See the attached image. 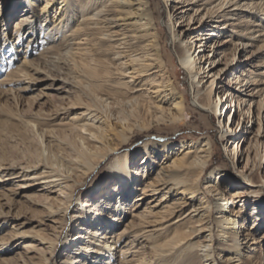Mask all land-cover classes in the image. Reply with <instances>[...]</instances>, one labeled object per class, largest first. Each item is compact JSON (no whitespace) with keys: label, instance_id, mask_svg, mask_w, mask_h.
<instances>
[{"label":"bare ground","instance_id":"6f19581e","mask_svg":"<svg viewBox=\"0 0 264 264\" xmlns=\"http://www.w3.org/2000/svg\"><path fill=\"white\" fill-rule=\"evenodd\" d=\"M162 1L168 6L167 23L177 60L191 79L195 106L222 114L219 102L225 95L228 94L231 106L236 102L238 118L234 126L223 121V127L227 128L221 138L232 161L239 162L245 154L241 172L248 184L229 182L225 188L221 181L226 173L218 168L209 170V180L201 183L213 149L209 137L182 141L175 146L177 152L168 142L158 145L146 141L139 165H133L128 152L114 156L107 163L106 175L114 182L103 193L105 197L99 196L102 204L91 202L90 198L79 199L74 225L82 217H90V221L79 223V232L72 234L73 237L66 235L65 245L72 244L70 251L74 247L77 250L66 254L61 263L114 264V257L123 264H197L194 258L202 260L201 264H215L217 249L219 255L228 252L220 255L222 264H264L261 260L256 262V255L243 253L246 247L256 250L261 242L249 229L259 224L258 217L264 209L255 195L263 186L254 181L251 173L254 159L249 155L255 147L253 157H258L260 165L262 155L258 152L263 144L256 137H248L250 130L245 127L257 122V135L264 120V0ZM28 4L31 7L23 5L25 12L12 19L11 29L7 27L15 37L11 41L0 37V67L2 64L6 67L0 76V94L7 92L2 87L5 84L30 78L26 69L29 68L38 80L60 81L57 90L63 94L60 103L39 119L50 122L69 109H80L68 113V120L55 126L51 122L42 126V121L19 119L33 128L37 145L34 161L24 166L12 164L6 167V172L0 166V181L20 177L25 182H19L17 188L39 185L37 191H43L39 200L34 199L35 194L22 196L36 205L42 203L47 216L56 222L58 213L67 208L65 204L74 187L109 153L127 142L134 131L181 123L186 98L174 83L169 68L171 59L163 54L151 0H44L37 10L30 0ZM174 11L180 13L179 17H175ZM36 20L45 26L43 36L49 42L41 41L43 47L38 55L46 66L44 69L35 67L34 63L38 62L30 58L42 31L41 25L40 30L34 26ZM59 30H64L66 35L61 42L54 43ZM209 48L214 55L208 52ZM197 50L202 53L194 54ZM18 51L23 55L21 62L15 63L12 59ZM241 51L245 53L242 58ZM255 56L260 59L252 63V69L241 67L234 74L232 82L240 85L235 94L224 88L215 91V78L222 70L238 68L240 62L247 63ZM205 63L210 70L204 69ZM50 71L60 75L54 76ZM204 76L208 78L204 80ZM28 86L19 89L26 91ZM242 95L250 97L246 99ZM67 97H71L69 104L64 102ZM230 117L231 114L228 120ZM236 132L239 134L233 137L231 134ZM244 143L246 151H242ZM132 186L140 192L134 194L130 204L126 200ZM156 194L160 196L153 202ZM147 195L151 198L142 205L140 201ZM248 200H252L250 205L254 210L247 214L253 216L249 227L245 213ZM6 202L15 201L7 198ZM124 212L130 217L123 221V227L110 229L126 217L122 215ZM215 227L217 237H214ZM12 234L24 238L15 254L21 258L27 256L33 264H52L55 239L40 223ZM6 244L0 246L2 251ZM0 261L6 263L5 257Z\"/></svg>","mask_w":264,"mask_h":264},{"label":"rangeland","instance_id":"374dc122","mask_svg":"<svg viewBox=\"0 0 264 264\" xmlns=\"http://www.w3.org/2000/svg\"><path fill=\"white\" fill-rule=\"evenodd\" d=\"M32 3L36 4V6L32 5L33 8L36 10L38 9V6H41L44 2V0H30ZM171 4H175L174 2H169ZM28 7H31V4H28V0H0V14L2 17L0 18V37H5L8 41H11L15 36H13V32H10L7 30L8 28L11 29V24L13 22L12 19L16 18L19 14L25 12L23 5ZM179 4V3H178ZM151 6L153 8V14L156 21V24L158 26V29L161 34V44H162V51L165 55V58L171 59V64L169 65L170 71L174 75V83L177 85L178 90L183 91L185 93V104H186V112L184 120L181 123H174L172 125H160L152 128L150 131H134V133L131 135V137L122 144L116 151L109 153L99 164L96 166V168L91 171L86 177L82 179V181L76 185L72 191V196L69 197V201L65 204L67 207L65 210H62L58 213L57 218L58 221L54 222L52 221V218L47 216L46 210L43 209V205L41 204H34L32 202H29L25 200V198L22 196V194H35L34 199L39 200L40 194L43 193V191H37L38 186H35L34 188H17L19 185V182H25L23 180H20V177H15L12 179L2 180L0 181V246L4 243L6 244V247L3 248V251L0 249V258L5 257L6 263L0 264H33V262L30 261V258L25 256L24 258L19 257L18 254H15L20 247V241L24 240V238H21L20 236L14 237L15 234H12L13 232L16 233V231L21 232L24 229H29V227L39 224L43 228H46V231L48 234H50L51 237H53L54 240V248H53V256H52V264H64L61 263L64 259V256L66 254H69L72 252V249L70 251V248H73L70 244L68 246L65 245L64 239L66 235L74 234L77 230L79 232V223H89L88 218H80L76 220L73 216L76 213V210L79 205V199H91L92 201H97L99 204H102L103 201L101 199L105 197L103 194L104 192H107V190L110 189V185L114 182L112 177H108L106 175V167L107 163L110 161L111 158H113L116 155H120L122 153L128 152L129 156L132 159V163L134 166L139 165L141 162L140 158L142 157L144 153V143L147 142H155L158 145L161 142H168L169 146L172 148H176L175 146H178V144L182 141L184 142H190L193 140H199L200 138L209 137L210 141L212 142L213 149L211 154L210 163L207 167V172L203 176L202 182L209 180L207 178L209 176V170L212 168H218L220 170H224L226 173V176L222 179V185L225 186V188L228 187L229 182H240L243 185L248 184L247 178L243 177V172H241V169L243 168V163L245 160V154H243V157L237 162V160L232 161L230 157L225 152V142L221 138V134L223 131H225V126L223 127V121L224 123H227L228 125L234 126L235 119L238 118L237 111L238 107L236 106V102H232V106L230 103H228L229 96L228 94L223 97V101L219 102V107L221 113L218 112H212L209 110H201L195 106V104L192 101V90L193 88L190 86V80L187 73H185L184 69L181 68V64L178 62L176 57V50L174 43H171V30L169 28V25L167 23L168 19V6L163 3L162 0H151ZM58 7V6H57ZM23 9V10H22ZM181 8H179L177 11H179ZM177 11H174L173 14H176L175 17H179L180 13H177ZM42 19V18H41ZM47 21V20H46ZM234 20H232L233 22ZM36 22V23H35ZM34 22V26H37L39 29L41 27L42 31L40 30L38 33V40L34 44L33 47V55L30 56V58H34L33 61L38 62L34 63L35 67H38L40 69L46 68L45 64L41 63L39 59V53H41V41H43L44 44H47L49 42H46L47 38L43 36L45 26H43L39 20H36ZM184 22L181 23V25ZM36 24V25H35ZM41 25V26H40ZM30 25H28L27 28H29ZM40 26V27H39ZM8 27V28H7ZM181 28V26H176L175 28ZM3 33L5 35L3 36ZM66 32L64 30H59V32L55 35L54 40L52 42L59 43L63 40V36L66 35ZM43 36V37H42ZM1 38V40H2ZM57 45V44H56ZM226 45V44H224ZM225 46H222L224 48ZM210 49V48H209ZM208 50V52H210ZM13 52V50H12ZM196 53H202L200 50H197L194 52ZM212 52H210L211 54ZM240 58L243 57V54H245L243 51L239 52ZM213 54V53H212ZM23 53L20 51L16 52L15 56L12 60H14L15 63H20L19 60L22 57ZM214 55V54H213ZM239 56V54H237ZM213 57V56H212ZM211 57V58H212ZM237 58V57H236ZM260 58L255 56L252 60L247 61V63L240 62L241 66L239 65L238 68L230 67L228 71L224 72L225 70H222L221 73L215 78V91H220L223 88L227 89L228 93L235 94V89H237L240 85L232 82L235 78L234 74L237 73L236 71H239L240 68H250L252 63L255 61H258ZM13 62H10V65ZM9 64L7 63V66ZM221 65V64H219ZM1 67L3 69L1 70ZM0 67V76L5 73V64H2ZM204 69L208 70L207 63L204 64ZM30 72V78H25L24 80H21V82H15L13 81L12 84H5L4 88L7 89V92H3V94H0V166L4 167L1 169V171L6 172L8 171V168L10 165L14 164L18 166H24V165H31L34 161V149L37 146L36 145V139L34 137V131L31 126H25L22 124L19 119H31L36 120L37 122H41L42 119H39L40 116H45V112L48 110H51L55 104L60 103V96L61 94L60 90H57V87L60 86V81H55L49 78H46L44 80H38V77L36 73L29 69ZM227 69V68H226ZM210 70V69H209ZM223 73V74H222ZM32 74V75H31ZM39 74V73H38ZM50 74L54 76H59L60 74H57V71H50ZM207 74V73H206ZM222 74V75H221ZM205 75V72L204 74ZM208 76H204V80L207 79ZM18 83V84H17ZM24 85H29V89L26 91L20 90L19 87H22ZM13 88V89H11ZM18 88V89H17ZM11 89V91H8ZM234 89V90H233ZM63 93V92H62ZM66 96V93L64 94ZM228 96V98H226ZM244 96V98H248L250 96ZM71 97H67V99H64V102L69 104V99ZM256 98V97H255ZM226 99V101H225ZM257 99V98H256ZM17 100V102H16ZM262 103L264 104V96L262 97ZM235 105V106H234ZM244 104L242 103V106ZM41 109L45 110L44 112H41ZM80 108H73L67 110V112L60 114V116L54 120H50L51 126H55L56 123H62L67 121L68 113H74L79 111ZM236 111V112H235ZM221 114V118H220ZM231 114L230 119L228 120V116ZM235 115V116H234ZM39 116V117H38ZM36 117V118H35ZM38 117V118H37ZM234 117V121H233ZM228 121V122H227ZM50 122L42 121V126H49ZM246 128L250 130V132L247 134L248 137H256L258 138L262 144L263 148H260L258 154L262 155L261 157V163L260 165L258 157L253 155L255 154V147L253 148L252 152H249V155L254 159L251 162L252 170L251 173L253 174L254 181L256 184H262V189L255 194L257 196V199L259 200L260 204H264V120L260 124V130L261 133L258 132L256 135V130L258 127L257 122H250L249 124L245 125ZM241 130V127L238 131ZM234 134V135H233ZM239 134V132L232 133L231 135L236 136ZM35 140V141H34ZM246 144H242V151H246L245 149ZM174 152H177L175 149ZM241 153V147L239 148V154ZM170 155V154H169ZM158 159V157H157ZM156 165L155 163L153 164ZM6 168V169H5ZM12 170V169H11ZM14 171H18L19 168H13ZM32 170V169H31ZM136 179L138 178L135 176ZM211 180V178H210ZM135 183H139L138 180L135 181ZM95 186L94 191L92 188ZM135 186H132V190L130 189L131 194L128 196L126 203L132 204L133 202V196L134 194L140 192L134 189ZM249 188V185H248ZM4 194V195H2ZM57 193H50V195H55ZM102 195V198H99V196ZM160 194L154 195L152 198L154 199L153 202L158 201L156 200ZM5 197V198H4ZM7 198L13 199L15 202L13 204L6 202ZM151 198L150 195H147L144 201H140L142 205L148 201V199ZM252 198V197H250ZM5 199V200H4ZM106 199V198H105ZM152 202V203H153ZM251 202L252 200H248L246 204V218H248L246 221V225L249 227L252 225L253 222V216H249V212L254 213V210H251ZM125 203V202H124ZM258 206V205H257ZM103 208V206H102ZM123 212V211H122ZM91 214V213H90ZM215 211L212 213V218L214 217ZM122 215H126V217L120 218L121 222H117L112 224L113 226H110V229L116 230L119 227H123V221L127 219V217H130L129 214L122 213ZM128 215V216H127ZM90 216V215H89ZM260 218L259 224L255 225L252 230L254 232V235L258 237L261 242L256 247V250L251 251L249 248H244L243 253H252L256 255L257 261L264 262V209L259 214L258 219ZM135 219V218H134ZM262 221V222H261ZM24 222V223H21ZM257 222V221H256ZM94 223H97L94 222ZM108 225V224H106ZM92 226V225H91ZM97 226V225H96ZM95 227V226H94ZM27 233V232H26ZM214 237H217V230L216 227L214 228ZM31 234V233H30ZM3 238V240H1ZM26 239V238H25ZM7 241V242H6ZM77 242L78 240H72V243ZM19 243V244H18ZM69 243V242H68ZM255 245V244H254ZM5 250V251H4ZM220 251L215 249L214 257L216 259L215 264H222V258L220 255L228 254V252H221L220 255L218 254ZM36 254V253H35ZM242 255V254H241ZM243 256V255H242ZM21 258V259H20ZM27 260V262H23V260ZM114 264H123L120 263V259L118 261L113 257L112 258ZM195 263L201 264L203 261L199 258H194ZM199 263H198V262ZM23 262V263H22ZM252 264V263H251ZM254 264V263H253Z\"/></svg>","mask_w":264,"mask_h":264}]
</instances>
